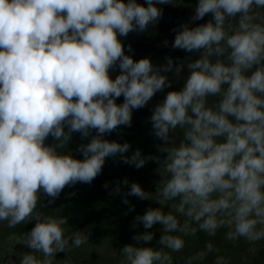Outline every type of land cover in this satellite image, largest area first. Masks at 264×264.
<instances>
[{
    "label": "clouds",
    "instance_id": "9594fccd",
    "mask_svg": "<svg viewBox=\"0 0 264 264\" xmlns=\"http://www.w3.org/2000/svg\"><path fill=\"white\" fill-rule=\"evenodd\" d=\"M174 3L0 0V222L8 229L36 222L9 236L31 251L6 264H61L58 253L86 245L90 231H70L68 217L40 210L47 207L41 198L52 204L66 186L91 184L106 158L117 156L136 169L154 160L159 177L154 192L127 177L113 189L119 195L128 186L126 205L130 196L158 205L134 218L133 228L142 224L145 231L120 249L119 264H174L173 254L198 233L223 231L234 246L264 241V0H198L172 43L197 59L166 57L155 65L126 54L120 37L145 32L162 18L157 5ZM169 74L184 83L149 117L161 155L140 149L126 155L129 143L104 139L121 125L131 127L133 110L171 88ZM73 133L91 136L77 149L83 159L62 151ZM49 136L52 145L45 143ZM157 224L162 234L150 246ZM214 251L209 241L185 264Z\"/></svg>",
    "mask_w": 264,
    "mask_h": 264
},
{
    "label": "rangeland",
    "instance_id": "374dc122",
    "mask_svg": "<svg viewBox=\"0 0 264 264\" xmlns=\"http://www.w3.org/2000/svg\"><path fill=\"white\" fill-rule=\"evenodd\" d=\"M138 2L144 4L145 0H138ZM157 7H160V5H157ZM189 8L190 6L184 14L187 18L191 19L189 15L191 14L193 16L195 7ZM165 14L169 13H167V10L163 9V15L161 18L163 24L170 26L173 21L169 22L168 17L164 16ZM183 18L186 20L184 15ZM183 18L176 19L178 21L175 23L177 28L179 25L185 23ZM189 20L186 21L188 22ZM196 23H198V21H196ZM159 24L162 25L161 22H159ZM179 53L181 55V61L189 56H191L192 59L199 58L198 54H190L183 50H179ZM187 74V69H185L183 76H186ZM183 83L184 80L182 82V87ZM179 89L180 88L173 90ZM168 91L172 90L165 89L162 92L156 93L146 106V108H148L146 110L148 112L147 115L141 116L133 114L131 127L121 125L116 131L105 135L104 139L117 141L119 143H129L131 148L126 155H131L136 149H140L145 156L161 155L158 152L156 145L162 142L152 135V126L149 117L152 115L153 107L164 99ZM65 130L67 131V128ZM95 134V130H93L92 135L94 136ZM50 140L52 144L55 143L53 137H50ZM90 140L91 136L87 139H82L79 133H73L71 141H69L67 147L62 151H64L65 154L71 153L76 159H83L82 153L78 152L77 149L81 144H87ZM157 167L158 165L154 160L146 163L144 167L136 169L134 166L124 164L119 156L116 158H106L102 173L98 175L91 184L78 182L80 188L83 190L82 192H77L74 197H83L88 201H92L94 205L93 209H87L85 213H82L80 209V212L77 213L74 208L62 203L69 197V193H72L71 188L66 186L55 202L51 204V207L48 209H42L41 211L45 214H54L56 212L63 213L66 210L73 213L76 212L78 215L76 218L77 223L73 227L71 225L73 221L68 220L69 230L75 231L88 229L90 231L91 235L89 237V244L85 245L90 247V250H88L89 261H86L87 259L83 260L79 254H68L63 258H57L56 255V260L61 261V264H111L112 262L113 264H119L121 259L119 252L120 249L126 244L135 243V241L132 240L133 235L137 232L145 231L142 224L133 228L134 218L138 214H143L147 208L157 207L158 205L151 201H141L135 196L128 197L130 203L126 205L123 203V199L124 193L128 190V186H123L121 194L119 195L113 194V189H115L118 181H122L127 177L129 183L138 182L146 191L154 192V181L159 179L155 171ZM106 183L108 184V188L104 187ZM80 201L83 202V199ZM56 204L64 206L56 207ZM132 205L135 206V209L134 211L129 212L128 209ZM60 215L66 216L70 219L66 214ZM18 227L21 228V232H28L31 230V228L27 229V226H24L23 224ZM159 229L160 225L157 224L153 229L149 230L155 232V238L150 246H156V242L162 234ZM11 231H13V229L1 226L0 223V238L2 237V241L3 238L6 239L4 244H0V257H3L2 259H4L0 264H6L5 261H7L9 257L17 258L16 255L21 253V251H13L9 248L10 241L6 236V233H11ZM209 241L213 243L215 251L209 254V257L205 260H195L193 261V264H215V260L218 258H223L227 264H264V241L258 242L256 245H249L241 241L234 246L231 242L225 240L223 231L218 232L215 237H208L204 233H198L194 237H188L184 250L181 253L173 254L174 264H185L189 257L195 256L198 252L203 251L206 243ZM23 248L26 252L31 251L24 246L22 249ZM82 249H84L83 245L79 250ZM183 252H185L184 255ZM85 258H87V256Z\"/></svg>",
    "mask_w": 264,
    "mask_h": 264
},
{
    "label": "trees",
    "instance_id": "16d2710c",
    "mask_svg": "<svg viewBox=\"0 0 264 264\" xmlns=\"http://www.w3.org/2000/svg\"><path fill=\"white\" fill-rule=\"evenodd\" d=\"M197 3H198V0H175L174 4L160 5L161 8H163L164 10H167V13H169V14H165L164 16L168 17L169 22L173 21L172 24L170 26H166L163 24V21L160 18V20L158 21L157 24L150 25L148 27V29L143 33L133 31V32H130L127 35V37H120L122 43L125 46L126 54L132 56L135 60H139V59L145 58V57H150L153 64H155V65H160V64L165 63L166 57H172L176 63H179L181 61V55L179 53V49H173L172 44H171L174 42L175 35H176V32L174 31V29H178L177 26L175 25V23L178 22L176 19L183 18V15H184L186 20H189L190 18H187L184 13H186L189 6H190V8L195 7V5ZM189 17H192V15L190 14ZM209 19H211V14L206 15L202 20H199L198 23L199 24L206 23ZM186 20H185V22H187ZM159 22H161V24L164 27L162 25H160ZM198 23H196V24H198ZM164 28H165V30H164ZM165 41H167V45H165ZM129 45H131V51L128 50ZM110 74H111L112 78L115 79L116 76L120 74V71L117 68L115 71H110ZM183 75H184V73H183ZM169 77H170V79L173 80V83H172L171 88H166L167 90L168 89L173 90V89H178V88L182 87L183 78L177 79L174 76H172V74H169ZM123 100H124V98H123V96H121L120 98H118L117 103L121 104V103H123ZM149 108H150V106H149ZM147 109L148 108L144 107V108H141L138 110H133V114L145 116L148 113L146 111ZM140 132H141V130H140ZM139 136H140V134H139ZM50 137L51 136H49L46 139V141H45L46 145H52ZM68 187L71 188L72 193H69L70 194L69 197L66 200H64L62 203L74 208V210L77 213L80 212L79 209L81 210L82 213H85L87 209H93L94 205H93L92 201H88L83 197H77V198L74 197V195L77 192H82V190H83L82 188H80L79 183H76L75 185H71ZM49 199L50 198L42 196L41 204L47 205V207H43L40 210L48 209L51 207V204H48ZM82 199H83V202L80 201ZM62 203H60V204H62ZM60 204H56L55 206L57 207ZM63 206L64 205H61L59 207H63ZM76 212L73 213V212L66 210L63 213L56 212L54 214L55 215L66 214L70 218L68 220L73 221L71 225L74 227L77 223L76 218L78 216L76 214ZM0 223H1V226L6 227V222H0ZM35 223H36L35 220H32L31 222H29L27 224H23V225L27 226V229H29V228L32 229L35 226ZM20 232H21V228L17 227L16 229H13V231H11V233H6V236H7V238H9V236L12 233L19 234ZM1 239H2V237L0 238V241H1L0 244H4L6 239L3 238V241ZM87 244H89V243H87ZM22 247H23L22 245H16L14 242H10V246H9V248H11L13 251H17V252L21 251V253L26 252V250L24 248L22 249ZM83 248L84 249H82V250L72 249V251L70 253L69 252H64V253L61 252V253L57 254V258H63L64 256H66L68 254L69 255L70 254H77V255L79 254L83 260L87 259L86 261H89L88 250H90L89 249L90 247L83 245ZM184 254H185V252H183V255ZM183 255H182V257H183ZM86 256H87V258H85ZM208 257L209 256L207 255L205 257V259ZM2 258L3 257H0V262L4 261V259H2ZM5 263H6V261H5ZM82 263H84V262H82ZM111 264H113V262Z\"/></svg>",
    "mask_w": 264,
    "mask_h": 264
}]
</instances>
